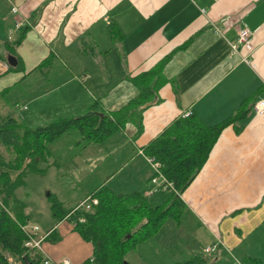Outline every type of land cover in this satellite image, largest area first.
Returning a JSON list of instances; mask_svg holds the SVG:
<instances>
[{"label": "crops", "instance_id": "obj_1", "mask_svg": "<svg viewBox=\"0 0 264 264\" xmlns=\"http://www.w3.org/2000/svg\"><path fill=\"white\" fill-rule=\"evenodd\" d=\"M17 20L21 25L14 28ZM242 27L250 33V48L240 46L232 54L229 44ZM3 45L15 51L17 69L9 70L13 66L0 53V90L17 87V97L28 106L23 104V117L16 118L29 128L46 123L43 116L49 122L83 115L95 100L105 112L120 109L138 93L129 77L165 59L160 70L165 82L157 89L158 100L142 111L140 133L135 135V125L127 122L100 143L83 141L81 151L90 148L84 161H100V170L93 165L91 170L97 168L102 176L72 207L101 185L117 193L136 190L151 205L160 204L169 192L158 191L150 181L152 169L140 147L184 111L212 125L248 99L245 116L223 129L179 198L181 216L212 225L216 241L208 245L219 241L216 250L226 252L232 264H264V112L252 110L264 96V0H0V50ZM45 58L49 63L39 66ZM99 146L101 152L94 153ZM51 165L56 163H47L46 170ZM53 168L58 175L82 171L74 162ZM171 224L128 251L124 260L131 254L138 264L151 258L172 264L199 255L191 249L182 259L168 252L183 237L181 220ZM51 229L60 237L42 242L51 263L66 258L68 264H78L90 256V245L67 220L43 233ZM208 245L198 251L204 253Z\"/></svg>", "mask_w": 264, "mask_h": 264}, {"label": "trees", "instance_id": "obj_2", "mask_svg": "<svg viewBox=\"0 0 264 264\" xmlns=\"http://www.w3.org/2000/svg\"><path fill=\"white\" fill-rule=\"evenodd\" d=\"M109 27L111 35H116L113 25ZM22 36L23 33L18 34L13 44H18ZM184 46L185 43L179 48ZM7 48L12 54V47ZM164 62L162 59L153 68L129 77L138 93L116 111L105 112L95 100L83 115L56 118L35 128L0 112V147L13 155L6 160L0 151V264H43L41 253L23 247L27 237L20 225L28 222V216L24 213L25 204L15 197L14 191L22 185L26 172L42 173L46 157L51 154L50 143L69 131L79 135V143L96 144L120 133L124 124L131 122L138 135L142 129V111L158 100L157 89L165 82L160 71ZM48 63L49 59L45 58L39 66ZM8 68L15 70L17 64ZM247 102L248 99L231 116L212 125L204 124L194 114L178 116L140 147L144 156L159 164V173L174 188L158 205H151L139 191L117 193L105 185L88 193L96 199L88 211L67 209L55 196L47 194L53 221L67 220L72 231L90 245V256L78 264H127L125 254L152 238L166 219L178 222L184 209L179 194L204 165L223 129L245 116ZM79 218L83 221H78ZM59 238L51 229L44 241L54 243ZM172 264H206V258L195 255Z\"/></svg>", "mask_w": 264, "mask_h": 264}, {"label": "rangeland", "instance_id": "obj_3", "mask_svg": "<svg viewBox=\"0 0 264 264\" xmlns=\"http://www.w3.org/2000/svg\"><path fill=\"white\" fill-rule=\"evenodd\" d=\"M2 47H3L2 50H0V53L2 54V61L7 62L6 61L7 56L12 54L9 53V48H7L6 45H3ZM11 52L14 53L15 51H11ZM16 92H17L16 86L13 88L6 87L4 92H2V94L0 95V112L2 113L3 116L9 115L15 118L16 116L21 118L23 117V112L21 110L22 106L23 104L25 106H28V104L26 99L19 98V96L17 97ZM27 113L28 112H26V114ZM28 116L29 115H27L25 118H28ZM55 118H61V117L58 116ZM49 119L50 117L48 116L40 117V120L46 122L43 123V125L41 126H44L47 123L53 121L50 120L48 122ZM29 126L31 128L37 127V125H29ZM78 139H79V135L76 132L69 131L67 133H64L63 136H60L58 140H55L54 142L50 143L51 146L49 149L52 151V153L46 157V162L48 163V165H50V163L52 164V162L56 163V165L58 164L62 165L63 163H69V162L78 163L82 165L81 172H78L77 174H72L70 176L67 175V173L66 174L64 173L65 170H63L62 172H60V170H57L58 172H60V175H58L57 172L55 171V168H53L56 165H51L46 170L45 165L41 164L39 166L44 167L45 168L44 171L40 174L34 171L26 172L22 185H20L14 191L15 197H17L20 201H22L25 204V210L28 216V223L36 224L40 230L39 234H42L49 225L54 224V221L50 215L49 199L47 197V194H51L53 196L56 195L57 199L61 200L62 202H65L62 206H65V208L69 209L75 204V202H77L79 198L82 197L84 191L89 189L95 182H97L98 178L102 176V174H100L99 171H95L97 168H99L100 170V165H101L100 161L98 162H93V160L84 161V155L90 154L89 152L90 148L87 147V149L81 151L83 149V144L85 143L83 141L80 143L77 142ZM0 151L6 160L13 157V155H11L10 152L4 150L2 147H0ZM93 151L94 153H100L101 147L99 146V148H93ZM92 165L97 167L93 171L91 170ZM107 170L108 168H105L102 172L105 174ZM168 195L169 193L166 195V197ZM71 198L73 199L71 200ZM180 220L182 223L181 225L183 229L182 230L183 237L181 236V239L179 241L177 240L173 244L172 248L171 247L168 248L169 253L171 252L173 256L183 259L185 258L184 256L187 255L186 252L193 249L196 250V254L199 255L202 254L201 256H204L206 258V264L233 263V260L229 257V255L220 249L219 251L217 249L215 250V252H210V253H200V251H198L199 248L203 247V245L210 244L214 239L216 241V237L215 236L213 237L211 235L210 229H212V225H208L206 222L193 223V220L189 218V216L186 214L184 216H181ZM171 221L172 220H170L169 218L165 220L162 227H160V229H162L161 234L165 233L168 230V228L172 226V224L170 225ZM214 226L217 229L221 230L220 228H218V224ZM170 235L171 234H169V236ZM166 237L168 238V235H166ZM44 242L50 243L47 241ZM157 244L160 245L159 240H157ZM162 254L165 257V254L164 253ZM153 260L154 258H151L150 260L148 259L147 263L165 264V262L156 263L153 262ZM125 261L127 262V264H138L137 260L134 259V256L131 254L128 256V259L125 258Z\"/></svg>", "mask_w": 264, "mask_h": 264}, {"label": "built area", "instance_id": "obj_4", "mask_svg": "<svg viewBox=\"0 0 264 264\" xmlns=\"http://www.w3.org/2000/svg\"><path fill=\"white\" fill-rule=\"evenodd\" d=\"M12 12L15 13L16 10L12 9ZM20 25H21V21L17 20L14 23V28H18L20 27ZM214 29L217 33H221L220 27L216 26L214 27ZM229 46H230V51L232 54L236 53L238 47L240 46H243L244 48L249 49L250 48V33L248 29L245 27L238 29L236 32L235 40L231 42ZM252 110L257 115H260L264 112V96L254 101V103L252 104ZM189 114H190L189 111H184L181 116L185 117ZM139 153L143 155L141 151H139ZM144 157L151 166L152 176L150 178V181L155 185L156 189L160 191L174 192V188L172 184L168 182L159 173L158 171L159 164L156 161H154L151 157H146V156ZM95 204H96V199L87 195L74 206L73 210L80 209V210L88 211ZM78 221L82 222L83 218H79ZM20 229L27 237L23 243V247L26 249L34 250V251L41 253L44 258L43 264H68V259L66 258H63L60 261H55L51 263V261L44 255V252L42 249V242L47 233L39 234L40 230L36 224H30L27 222L26 224L20 225ZM218 244H219V241L204 247L203 249L204 253L214 252Z\"/></svg>", "mask_w": 264, "mask_h": 264}, {"label": "water", "instance_id": "obj_5", "mask_svg": "<svg viewBox=\"0 0 264 264\" xmlns=\"http://www.w3.org/2000/svg\"><path fill=\"white\" fill-rule=\"evenodd\" d=\"M6 61H7L8 65L15 66L16 60H15L14 56H12V55L7 56Z\"/></svg>", "mask_w": 264, "mask_h": 264}]
</instances>
